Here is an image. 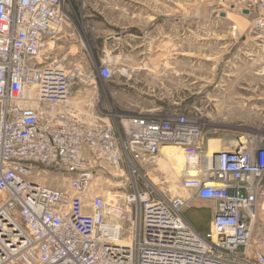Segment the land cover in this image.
<instances>
[{
  "label": "built area",
  "instance_id": "1",
  "mask_svg": "<svg viewBox=\"0 0 264 264\" xmlns=\"http://www.w3.org/2000/svg\"><path fill=\"white\" fill-rule=\"evenodd\" d=\"M237 4L264 31V0ZM74 12L72 0H0V264H264V134L210 152L195 107L103 109L99 83L126 84L138 68H114L107 48L99 62L44 57ZM87 88L97 114L72 101ZM165 146L183 151L181 194L150 176ZM103 174L129 193H101ZM196 200L215 204L206 237L182 213Z\"/></svg>",
  "mask_w": 264,
  "mask_h": 264
},
{
  "label": "rangeland",
  "instance_id": "2",
  "mask_svg": "<svg viewBox=\"0 0 264 264\" xmlns=\"http://www.w3.org/2000/svg\"><path fill=\"white\" fill-rule=\"evenodd\" d=\"M72 1L75 12L73 23L68 27L73 29L75 34L72 38L69 36V39L61 37L52 53L46 48L44 57H66L65 62L72 64L80 60L85 61V58H89V53L93 52L99 62L104 48H107L105 46H109L106 40L107 33L109 31L121 33L122 29L130 28L128 31L131 30V33L142 38L133 37V40L120 41L116 39L106 51L112 59L114 68L118 69L121 66L138 68V76L135 75L134 79L128 82L123 81L126 83L123 87L130 96L136 91L143 95L146 102L155 100L156 105L165 110L184 106L197 108L202 113L204 121V144L206 147L209 145L210 150H213L216 144L228 146L237 137L245 136L247 133L264 134V124L245 122V113L248 110L250 112V105L258 103L259 98L256 97L260 95L263 96L264 102V94L235 93L219 90L216 86L220 81L226 80V84L232 79L234 81L229 75L221 78V73L224 68L229 71L246 67V63L254 58L249 54L251 51L259 59V64L255 68L258 72L264 70V31L253 28L255 15L243 13L237 4L239 0ZM155 7H160V12L154 9ZM165 16L172 21V38H169L171 43L167 48L162 42L164 39L157 40L155 42L157 44L154 42L149 44L150 20H159ZM197 20L204 22L205 37L204 44L199 45V54L196 49ZM234 26H237L236 30ZM252 37L256 43L254 50L250 49ZM182 38H185L183 42ZM51 57L48 60H51ZM197 58L199 60H196ZM198 65L200 76L191 71ZM98 87L103 109L112 108L117 114L136 113L134 110L120 109L117 99L110 93L108 84L100 82ZM105 165L111 170L109 165ZM156 168L161 171L150 172L154 181L161 182L162 178L167 176L170 182L166 180L168 183H162L160 186L167 191L169 187L173 188L171 186L173 184L174 190L170 189L172 191L170 194H181L178 182H171L176 179V175L171 172L163 155L159 157ZM40 175L42 182L49 185L55 187L67 185L62 172L40 170ZM120 181L104 175L97 179L96 184L101 193L107 192L109 197L114 198L113 194L124 196L129 193L126 187L116 186L121 183ZM182 213L192 226L202 231L204 237L210 233L212 210L189 204L183 208ZM126 227L127 224L124 223V228ZM124 238L129 239L126 231Z\"/></svg>",
  "mask_w": 264,
  "mask_h": 264
},
{
  "label": "crops",
  "instance_id": "3",
  "mask_svg": "<svg viewBox=\"0 0 264 264\" xmlns=\"http://www.w3.org/2000/svg\"><path fill=\"white\" fill-rule=\"evenodd\" d=\"M160 7H155L154 9H158L160 12ZM244 13V12H243ZM224 15H226L225 13H223ZM246 14V13H245ZM166 15V14H165ZM160 17V16H159ZM183 17V16H182ZM158 18V17H157ZM162 18V17H161ZM168 17L165 16L162 19L159 20H150L149 22V35L148 38L150 39V43L152 44L153 42H157V40H162V42H164V44L167 45L171 43V32H172V21L171 19H167ZM182 21V19H181ZM69 26V25H68ZM68 26L65 27L63 33H62V37H66L67 39H69V36L72 38L75 34V32L73 31V29L71 30ZM203 26H204V22L197 20L196 21V44H197V54H199V49L200 46L199 45H203L204 44V33H203ZM141 28V27H140ZM199 28L202 29V31L199 32ZM128 29L130 28H124L122 29L121 33H112V32H108L107 33V37L106 40L108 42L109 46H105L107 48H111V44H114V40L117 39V41L120 40H127V39H132L137 38V39H141L142 37L140 35H134L133 33H131V30L128 31ZM141 34V33H138ZM201 34V35H199ZM252 37V41L250 43V49L254 50V46L256 45V43L253 41ZM182 38L181 42H183ZM250 39V38H248ZM157 44V43H155ZM161 44V43H159ZM255 53V52H254ZM250 55H252L254 58L251 59L250 61H248L246 63V67L244 68H236L233 70H229L227 71V69L224 68L223 72L221 73V78L222 76H228L229 77H233V79L226 84V80L225 81H220L218 84H216V86L219 88V90H227L229 92H235V93H260V94H264V74H261V72H258L257 68H255L256 65L259 64V59H257L255 57V55H253V51L249 52ZM198 57V56H197ZM196 60H199V58H197ZM193 74H195L196 76H200V67L199 65L196 67V69L194 70V68L191 70ZM136 75L138 76L139 73H136ZM110 93L113 94L115 96V98L117 99L119 106L121 107L120 109H125V110H134L136 111V113H145V112H149V111H153L158 109L159 107L156 105V101L155 100H151L150 102H146V100H144V98L142 97L143 95L138 93V92H134L133 96H130L129 93H127L125 91V88L123 87V83L120 80H115L112 83H110V87H109ZM96 91L94 89H80L78 91H76L75 95L72 98L73 102H76L78 107L85 112H88L89 114H97L99 113V105H100V101L95 100V95H96ZM99 94V92H98ZM257 99L259 98V102L254 104V105H250V112L246 111L245 113V122L248 124H256V125H262L264 124V102H263V96H257ZM252 100H250L251 103ZM249 106V105H248ZM247 109V106H246ZM124 111V110H123ZM124 113V112H121ZM224 148V145L221 144H216L214 146V150L215 151H219L221 149ZM191 204L197 206V207H204V208H208L210 210H214V202L210 201V200H196L191 202ZM199 232L202 233L201 230L197 229Z\"/></svg>",
  "mask_w": 264,
  "mask_h": 264
},
{
  "label": "bare ground",
  "instance_id": "4",
  "mask_svg": "<svg viewBox=\"0 0 264 264\" xmlns=\"http://www.w3.org/2000/svg\"><path fill=\"white\" fill-rule=\"evenodd\" d=\"M261 74H264V70L261 72ZM213 151H214V149L210 150V152H213ZM162 152L164 153L165 161L168 163L169 168H170L171 172L173 173V175H176V173H178V172L180 173L184 164H185V157L183 155L182 149L179 147H176V146H165L162 148ZM191 165L196 166L197 161L193 162ZM171 172H170V174H172ZM167 181L170 182V179L168 178ZM167 181L163 180L161 182H158L157 184H158V186H160L162 183H168ZM175 181H176V179H173L171 182H175ZM171 186H173V188L171 189L169 187L167 192L174 190V185L172 184ZM111 198H113V197H111ZM122 242H125V240H122Z\"/></svg>",
  "mask_w": 264,
  "mask_h": 264
},
{
  "label": "water",
  "instance_id": "5",
  "mask_svg": "<svg viewBox=\"0 0 264 264\" xmlns=\"http://www.w3.org/2000/svg\"><path fill=\"white\" fill-rule=\"evenodd\" d=\"M244 13L248 14V13H249V11H248V10H244Z\"/></svg>",
  "mask_w": 264,
  "mask_h": 264
}]
</instances>
